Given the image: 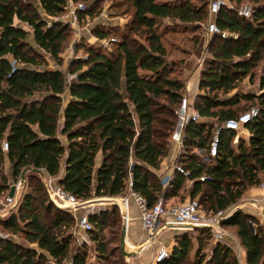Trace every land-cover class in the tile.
Returning <instances> with one entry per match:
<instances>
[{"label": "trees", "instance_id": "16d2710c", "mask_svg": "<svg viewBox=\"0 0 264 264\" xmlns=\"http://www.w3.org/2000/svg\"><path fill=\"white\" fill-rule=\"evenodd\" d=\"M34 1L47 17L65 12L66 0H0V193L26 170V189L22 188L17 208L0 218V231L19 240L0 239V264L65 260L88 264L87 248L78 247L72 233L74 218L49 200L40 170L58 177L63 167L57 183L76 198L88 200L125 194L131 161L132 190L146 199L147 206L159 197L172 204L171 199L188 196L197 198L206 212L226 211L256 187L264 177V75L259 76L257 93L242 91L241 83L251 82L264 61V0H224L214 15L218 29L236 38L211 34L206 44L198 92L192 99L205 121L189 123L184 131L183 151L176 161L188 175L174 172L166 182L157 171L170 152L175 110L185 93L181 66L199 42V29L210 20V0H120L118 6L128 3L132 10L123 29L91 30L98 39L114 38L110 48L77 45L84 48L85 58L74 60L66 71L61 54L70 27L42 17ZM98 3L93 0L78 13L79 19L95 16ZM242 4L251 7L249 19L237 14ZM163 21L175 27L160 28ZM178 26L190 29L187 41L192 47L180 50L182 57L175 59L166 36L176 33ZM29 32L35 46L27 39ZM46 57L54 69L48 68ZM11 60L17 63L13 70ZM65 72L74 78L67 82ZM244 102L252 104L245 107ZM251 107L259 111L244 126L247 139L238 136L234 145L236 132L222 129L216 155L204 162L197 151L207 152L213 124L235 119ZM2 141L8 146L5 152ZM99 151L102 159L95 168ZM5 162L9 174L3 171ZM202 175L206 178L200 181ZM186 181L191 183L182 191ZM88 220L99 262L121 264L122 255L114 257L117 247L109 248L120 242L117 206L90 214ZM222 226L234 233L247 264H264V225L255 216L236 209ZM190 230L196 236L187 232L175 236L172 254L157 264H238L231 247L210 244L207 228Z\"/></svg>", "mask_w": 264, "mask_h": 264}, {"label": "built area", "instance_id": "2783aa9c", "mask_svg": "<svg viewBox=\"0 0 264 264\" xmlns=\"http://www.w3.org/2000/svg\"><path fill=\"white\" fill-rule=\"evenodd\" d=\"M223 4L224 0H210L209 13L212 18ZM84 9L85 6L82 3H77L75 5L71 0H66L65 12L58 17L52 18L51 21L63 22L75 29L77 28L79 20L78 13ZM237 14L249 19L251 17L250 5L242 4L237 9ZM18 26L22 27L26 31H30V28L26 24H18ZM205 30L209 34L219 35L222 38H236L235 34L220 31L215 25L213 19L206 24ZM112 42H114V38L97 39L96 45L104 49H109ZM71 48L70 54H73L74 49L73 47ZM82 58H85V56ZM10 63L13 70L17 66V63L14 60H11ZM258 111L259 109L257 107H251L247 111L238 115L235 119H228L221 123H214L208 149L207 152L204 153V160L208 161L210 157H214L216 155L217 145L219 143V134L222 129H230L235 132H239L242 128H244L245 124L256 118ZM175 117V124L170 134V140L175 145L177 151L176 154L179 156V154L183 151V137L186 126L189 123H198L205 120L200 116L198 111L194 109L192 101H190L185 95H183L179 101L178 107L175 110ZM7 149V143L2 141L1 150L5 152ZM197 152L199 153V150ZM40 172L42 183L49 200L58 209L69 213L74 218L75 225L72 233L75 235L78 245L90 243L88 232L91 231L92 225L88 220V216L102 211L100 206L104 208L105 202H109L117 206L124 229L129 218L128 205L129 202H133L138 208L141 227L146 234L147 243L154 241L157 234L166 229L179 228L190 230L192 228H207L215 242L227 246L230 245L227 242L228 236L222 226V222L233 211L238 209V206H232L235 207V209L228 215H225L227 210L216 212L204 211L197 198L187 199L186 201L179 203L166 204L163 198L159 197L157 201L149 207L147 206L146 199L132 190L133 183L131 178V161L128 165L127 192L116 197L101 198L103 200L100 199L98 203H89L87 200H80L76 198L74 195L65 191L57 183V177H52L43 170H40ZM174 172L181 173L184 176L188 175V171L184 170L182 166L175 161L171 167V172L163 175L161 178L162 182H166L169 178H171ZM205 178L206 176L202 175L199 177V180L203 181ZM24 183V178L20 177L16 182L11 181L8 184L9 188L5 193H0V218H6L15 211L19 203ZM256 188L264 196V177L256 185ZM259 223L264 225V214L261 215ZM249 225L253 229L254 224L249 221ZM9 237L12 239L17 238L14 235L10 236L7 233H0V239ZM175 246L176 242L174 237L169 238V240L158 249L157 253L153 257L152 263L157 264L169 257Z\"/></svg>", "mask_w": 264, "mask_h": 264}, {"label": "crops", "instance_id": "0c3cea01", "mask_svg": "<svg viewBox=\"0 0 264 264\" xmlns=\"http://www.w3.org/2000/svg\"><path fill=\"white\" fill-rule=\"evenodd\" d=\"M41 16L46 18L49 22L52 20V18L50 19V17H47L45 14ZM212 19L213 18H210L209 21H211ZM14 23L17 25L22 24V23H19L16 19L14 20ZM123 23H124L123 18L121 17L116 18L113 16H110L104 22H101L102 26H106V27H116V26L122 25ZM206 24L202 26L203 27L202 34L200 36V40L196 48L193 50V52L188 56V58L185 60V62L181 66L182 72H183V78L185 82V94L191 100L193 99L195 94L198 92L199 72L201 69L200 68L201 66H199V61L200 59H202L201 57H203L204 55V51H205V47L207 43L206 41L209 40L211 36V34L207 33L205 30ZM83 34L84 33L82 32L80 36L84 37L85 34L84 35ZM27 39L32 45H34L31 32H29ZM86 39L89 44L96 45L98 38L95 37L90 32V36L87 37ZM61 57H63V54ZM46 61H49L48 57H46ZM51 65H52L51 67H49L50 65L48 66L49 69H54L56 67L54 63ZM62 70L66 71V65L62 67ZM72 76H73L72 74H68L67 72H65V77H66L67 82L73 79ZM62 98H63V104H65L68 100L67 92L62 95ZM240 134L241 135H238V136L244 139H247L248 132L245 128H242L240 130ZM60 139L64 142V138L62 136H60ZM176 153H177L176 147L172 143L170 152L162 160L161 168L157 171L158 173L161 171L163 172V170L165 169H169L168 173L171 172V167L178 157ZM199 154L202 156V159H204V152L202 150H199ZM101 159H102V154L99 151L95 155V158H94L95 168L99 166ZM4 165L6 168L9 169L8 162H5ZM63 173L64 172H63V167H62L57 179L61 178L63 176ZM190 183H191L190 181H186L183 185L182 191L183 189H186L187 187H189ZM187 199H188V196H186L185 201ZM242 199H243L242 200L243 202H241V204L238 205V209L240 208L243 212L255 216L257 220L259 221L261 215L264 214V196L259 192V190L256 187H253L247 190L246 193H244ZM170 202L179 203V202H176V198L171 199ZM106 209H110V208H105L104 210ZM128 217L129 218L125 226L124 241H125L126 248H130V250L134 252V255L129 258L128 264H153L152 261H153V257L155 253H157L158 249L162 245H164L167 242V240H169V238L171 237L175 238V236L185 233V232H187L192 237L196 236V232L191 231L189 229L170 228V229L161 231L160 233L157 234L154 241H152L151 243L150 242L147 243L146 234L141 227L138 208L133 202H129ZM227 230L228 229H225L227 236H228L227 242L228 244H230L229 247H231L233 250L234 248H236L238 252L237 253L238 264H247L245 262V252L243 248L239 245L238 240L236 239L235 235L234 234L232 236L229 235ZM73 236L75 237L74 234ZM14 240L18 241L17 238ZM67 264H69V261L67 262Z\"/></svg>", "mask_w": 264, "mask_h": 264}, {"label": "rangeland", "instance_id": "374dc122", "mask_svg": "<svg viewBox=\"0 0 264 264\" xmlns=\"http://www.w3.org/2000/svg\"><path fill=\"white\" fill-rule=\"evenodd\" d=\"M33 1V0H31ZM120 0H99V3L97 4V8L95 9L96 10V15L91 17V18H83V19H79L78 20V25H77V28L73 29L71 26L70 27V35L67 39V41L65 42L64 44V47H63V51H62V54H63V57H62V65L65 66L66 65V69H67V66L72 63L74 60H77L79 58H82L85 56V53H84V48L83 49H78L77 45L78 46H85V44H89L87 42V37L90 36V32L91 30L96 27V26H102L101 22H104L108 17L110 16H113V17H121L123 18L124 20V23L120 26H118V29L119 30H122L123 29V25L129 21V18L131 16V7L127 4H124V5H121V6H118L117 3L119 2ZM34 6L36 7V9L38 10L39 14L40 15H44V13L42 12V10L40 9V7L37 5V3L34 1ZM73 4H77V3H82L86 8H88L92 3H93V0H81L79 2H72ZM247 3V2H245ZM85 8V9H86ZM210 18H212L210 16ZM51 19V18H50ZM163 25H167V27H169L170 29L174 26V24H171L169 21L165 22L163 21L162 23H160V28L163 27ZM204 25V23H203ZM202 25V26H203ZM201 26V28L199 29V34L201 36L202 34V29L203 27ZM183 26H178L175 31L176 33H171V34H168L166 36V39L168 40V47L170 48L171 50V56L170 57H173L175 59H178L181 56L180 54V50L182 49H190L192 47V44L191 42H188L187 41V38L190 37L192 34L189 32L190 29H186V30H183ZM84 33V37L80 36L81 33ZM200 36H199V40H200ZM142 39V38H141ZM208 39V38H207ZM208 42V40L206 41ZM169 44L171 46H169ZM207 44V43H206ZM76 45V47H75ZM71 47H73L74 51H73V54H70V50L72 49ZM175 48H177V50H175ZM196 48V47H195ZM61 54V56H62ZM202 59H200L199 61V66H201L200 68H202V63H203V57H201ZM53 64V62L51 60L47 61V66L51 67ZM62 66V67H63ZM180 66L177 67V69H179ZM73 75V74H72ZM254 78L251 82H248L246 79L241 83V90L244 91V92H254V93H257L258 91V84H259V76L260 75H264V61H262L261 63H259V65L255 68V74H254ZM74 77V75L72 76ZM184 95H186L184 93ZM187 96V95H186ZM189 99V98H188ZM190 101H192L191 99H189ZM252 103L251 102H244L243 106H250ZM238 135H241L240 134V131L239 132H236V137L235 139L233 140V144L236 145V139L238 137ZM246 140V139H245ZM204 162H208L204 159H202ZM3 171L4 173L6 174H9V169L6 168L4 166L3 168ZM169 171V169H165L163 170V172H159V174H167ZM9 176V175H8ZM11 182V180L9 181V183ZM24 189H26L25 185L23 187ZM101 198H108V197H92L90 199L87 200V202L89 203H98V201L101 199ZM186 198V197H185ZM184 199H179L177 198L176 199V202H180V201H184ZM103 200V199H101ZM243 199H239L236 203V205H233V206H238L239 204H241V202ZM99 205V204H98ZM113 206V204L109 203V202H105L104 204V208L102 206H100V208L102 207L101 210L105 209V208H111ZM97 209V208H96ZM240 209V208H239ZM122 222L120 221V233H121V230L123 228ZM226 229V228H224ZM228 231V234L229 235H233L234 233L231 231V230H227ZM73 232V230H72ZM0 233H4V232H1ZM191 233V231H190ZM104 235L105 237H108V231L105 230L104 231ZM89 236V235H88ZM175 239V238H174ZM19 241V240H18ZM75 241H76V237H75ZM168 241V240H167ZM210 244H215L217 242H215L212 238L210 239ZM76 245L79 247V246H82V245H85V247L87 248L88 250V259H87V262L88 264H101L99 262V258L96 257L95 253H94V244L93 242L89 243V244H82V245H78L77 242H76ZM119 246H120V242H118L117 244H115L114 242L111 243L109 245V248H116V251H115V255L114 257H117L119 254L122 255V253L120 252L119 250ZM128 251H132L130 250V248H126ZM234 253H235V256L237 258V250L236 248H234ZM156 254V253H155ZM209 254V249H206V256H208ZM123 257V262L121 264H128V261H129V258L127 259L124 255H122ZM190 260H191V257H192V252L190 253ZM113 260H111L110 263L108 264H119V263H112ZM238 261V260H237ZM68 260H65L62 264H67Z\"/></svg>", "mask_w": 264, "mask_h": 264}, {"label": "water", "instance_id": "95a60500", "mask_svg": "<svg viewBox=\"0 0 264 264\" xmlns=\"http://www.w3.org/2000/svg\"><path fill=\"white\" fill-rule=\"evenodd\" d=\"M28 169H31V170H34V171H39L37 169H34V168H28ZM26 170H23L22 171V175H21V178H24V173H25ZM12 193V192H11ZM10 193V194H11ZM102 208V207H101ZM235 209V207H231L230 209H228L225 213V215H228L231 211H233ZM124 237H125V229L122 228L121 230V233H120V252L122 253V255H124L125 257L129 258V257H132L134 255V252L132 251H128L126 249V245H125V241H124Z\"/></svg>", "mask_w": 264, "mask_h": 264}]
</instances>
